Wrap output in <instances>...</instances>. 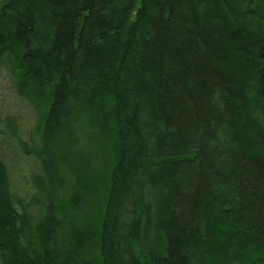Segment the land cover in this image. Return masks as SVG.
<instances>
[{
  "label": "trees",
  "instance_id": "16d2710c",
  "mask_svg": "<svg viewBox=\"0 0 264 264\" xmlns=\"http://www.w3.org/2000/svg\"><path fill=\"white\" fill-rule=\"evenodd\" d=\"M2 70L38 142L0 105V264H264V0H0ZM84 106L115 150L66 236L97 203L45 178Z\"/></svg>",
  "mask_w": 264,
  "mask_h": 264
},
{
  "label": "rangeland",
  "instance_id": "374dc122",
  "mask_svg": "<svg viewBox=\"0 0 264 264\" xmlns=\"http://www.w3.org/2000/svg\"><path fill=\"white\" fill-rule=\"evenodd\" d=\"M139 8L138 5L132 16L133 20L136 19ZM11 78L12 76L8 75L6 71L0 72V105L6 113L18 116L22 128L27 129L23 133V138H27L32 144H36L38 142L37 119H33V115L36 114L35 108L13 97ZM35 101L39 106L44 104L38 100ZM32 110L34 113L30 115ZM109 116L108 109L106 113L101 112L98 115H93L88 106L82 107L74 115L69 133L62 138L61 163H59L58 169V165H56L55 178L46 174L47 193L44 200L55 197L59 205H64V198L72 189L85 187L91 192L94 201L97 203L91 213L83 214L84 216L71 214L63 207L66 236L69 234L72 224H75V227L82 232L87 231L88 233L93 229L91 227L99 217V212L103 214L102 208L100 211L98 204L100 205L102 199L105 200L107 196L106 177L110 172L115 150L114 126L109 121ZM23 122L25 123L24 126ZM30 123L31 125H29ZM29 128H31L30 133ZM76 158H78L77 163L74 162Z\"/></svg>",
  "mask_w": 264,
  "mask_h": 264
}]
</instances>
